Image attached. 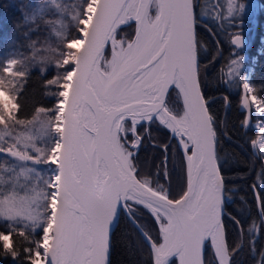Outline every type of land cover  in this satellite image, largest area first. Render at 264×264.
<instances>
[{
    "label": "trees",
    "instance_id": "1",
    "mask_svg": "<svg viewBox=\"0 0 264 264\" xmlns=\"http://www.w3.org/2000/svg\"><path fill=\"white\" fill-rule=\"evenodd\" d=\"M206 2L207 0H201L202 4ZM257 2L254 23L248 19H237L235 26L225 21L222 28H217V22L212 19H205V9L198 11V23L211 26L219 38L217 44L202 27L199 29L203 40L201 64L215 58V63L207 68L201 67L200 73L205 94L210 100V110L216 117L218 159L226 185L224 225L230 264H262L261 252H264V222L257 211L251 188L264 158L258 153L254 154L249 143L250 138L257 135L256 129L253 126L241 127V122L245 119L240 105L242 86L232 83L228 77L232 58L230 39L237 35L243 36L248 39L246 48L236 49L238 56L247 55L242 75L247 76L256 93L264 97V0ZM88 3L89 0H0V79L7 86L11 84L12 76H5L3 69L12 65L13 75L17 78L15 89L10 91L19 95L20 104L18 120H8L6 124L0 125L8 128L13 135L6 139L3 146L15 143L14 136L27 129L30 121L39 114L38 109L59 111L55 104L59 99V84L66 75L63 61L69 50L65 45L82 38L80 21L85 18ZM134 33L135 25L131 24L119 30L118 38L124 35L132 39ZM106 56H109V51ZM250 69L254 71H249ZM224 96L229 97L230 103L222 98ZM179 101L177 92L171 91L167 102L171 111L181 112L182 104ZM252 121L254 122L253 117ZM127 126H130L129 121ZM137 129L142 137V144L133 157L138 178L159 191L167 192L172 200L179 199L185 192L187 176L184 156L177 141L157 120L139 125ZM52 134L54 135L53 132ZM132 138L131 132L127 134V140L131 141ZM164 144L168 145L167 153L162 150ZM165 155L168 157L166 167ZM8 162V156L1 154L0 170ZM40 170L45 174L47 190L46 197L34 216L28 219L0 218V230L11 226L13 238L21 246V242L29 238L38 241L42 230L52 218L49 204L55 189L49 185L57 175V165L42 162ZM260 175L261 180H264V173L261 172ZM132 206L135 219L159 244L161 234L152 214L142 206ZM20 231L25 235H19ZM252 241L255 244V254L251 251ZM0 264H13V260L10 256H0ZM111 264H153L150 247L124 212L121 213L113 235ZM170 264H177L176 259ZM205 264H217L209 244L206 246Z\"/></svg>",
    "mask_w": 264,
    "mask_h": 264
},
{
    "label": "water",
    "instance_id": "2",
    "mask_svg": "<svg viewBox=\"0 0 264 264\" xmlns=\"http://www.w3.org/2000/svg\"><path fill=\"white\" fill-rule=\"evenodd\" d=\"M132 1L135 10L143 2L100 0L99 11L89 28L87 42L79 53L81 61L87 57L90 62L93 75L89 84L92 87L99 90L100 83L111 78L115 81L114 86L127 83L129 90L123 93V103L111 107L101 119L93 114L95 110L90 112L84 104L80 107L75 105V99L84 87L81 75L77 73L72 96L61 119L65 131L59 137L63 150L57 166V175L61 176V180L55 189L59 192L57 199L60 202L57 205V226L64 225L73 240L84 242L111 229L108 256L111 264L113 235L122 212L135 225L149 247L154 241L133 216L131 209L132 204H135L147 209L159 226L161 242L157 244L154 241L150 248L153 260L155 249L164 247L165 237H168L175 243L177 250L166 257L165 264H170L173 259H176L177 264H182L181 255L184 256L183 264H205L207 244L210 245L217 264H229L231 257L224 225L226 188L224 178L221 180V168L217 170L219 159L216 135L214 148L213 136L211 132H206V139L201 141L195 157L187 158V185L179 199L172 200L167 192L157 190L137 176L133 157L138 151L134 145H138L139 150L142 143L137 127L154 120L159 122L157 97L163 99V94L168 91L159 68L175 37L173 25L167 19L168 10L164 7L167 0H155L156 16L152 22L149 11L154 0H150L149 8L145 10L149 24L146 26L142 45L123 63L112 61V69L107 73L103 68L105 53L109 45L113 47L116 43L120 28L135 23V35L128 46L137 39L138 22L122 20ZM170 33H173L172 40L169 39ZM232 40L242 44L237 50L245 49L248 44V39L243 36H234ZM183 112L182 105L181 115L175 116L180 117ZM154 115L157 118H152ZM128 121L137 139L131 145L135 148L132 159L121 147V136H124L125 123ZM163 127L168 130L166 126ZM171 137L173 138L172 134ZM175 140L180 149L181 144L192 143L179 133ZM183 156L186 165L184 153ZM222 195L225 201L223 216ZM172 201L181 202L173 204ZM260 217L264 219L261 215ZM156 264H159V260Z\"/></svg>",
    "mask_w": 264,
    "mask_h": 264
},
{
    "label": "snow or ice",
    "instance_id": "3",
    "mask_svg": "<svg viewBox=\"0 0 264 264\" xmlns=\"http://www.w3.org/2000/svg\"><path fill=\"white\" fill-rule=\"evenodd\" d=\"M235 0H207L206 3H201V0H167L164 7L168 10L167 19L171 21L174 28V42L164 56L159 72L163 77L164 83L167 85L168 91L163 94V99L157 97L159 108V123L161 126H166L169 132L175 139L179 133L182 138L187 137L191 140V145L181 144V151L187 158L195 157L197 148L201 141L206 139V132H211L213 136V148L215 146V114L210 110V100L205 94L204 86L201 81L200 68H207L215 63V58L210 59L206 64H201L200 53L203 43L199 29L202 27L208 35L214 38V41L219 44V38L216 31L207 24L198 23L200 16L198 11L205 9V19H212L216 23L217 28H222L225 21L231 26H235L237 18L233 15ZM225 4L227 7L225 8ZM100 0H89L88 6L85 8V18L80 21V36L82 39L69 41L65 47L69 50L64 57L63 69L66 75L63 77V82L59 84L60 92L59 99L56 101L55 107L57 112V123L54 125V130L60 133L65 131L64 123L61 117L64 116L65 110L68 107L69 98L72 96L74 86L73 82L79 72L84 87L80 90L75 99V105L80 107L84 104L99 118H103L109 109L117 104L123 103V93L128 91L127 83L114 86L115 81L111 78L107 82H101L99 90L89 84V79L92 77L91 66L88 58L81 61L79 53L83 51V45L87 42L89 36V28L92 26L93 20L96 18L99 11ZM257 5L253 4V8ZM234 35V34H233ZM169 39H173V33H170ZM232 46L230 71L228 75L232 78V83H239L242 86L243 92L241 95V109L244 112L245 119L241 122L242 128L253 126L256 129L257 135L250 138V146L254 154H259L264 158V97L259 96L256 90L251 85L247 76L242 75L243 56H238L236 49L242 47L240 41L230 39ZM222 54V49H220ZM218 58V57H216ZM82 65V66H81ZM81 66V67H78ZM249 71H254L250 69ZM5 76H12L13 67L9 65L3 69ZM16 75H22L15 73ZM176 91L180 97V103L184 106L183 115L176 117L171 112L167 105L169 92ZM228 103L230 99L227 96L222 97ZM19 95H14L5 85L3 79H0V125H4L8 120H18L20 109ZM44 109H38L43 111ZM253 113L256 115V120L253 123ZM152 118H157L154 115ZM142 139V137H141ZM138 151V145H134ZM189 147L191 152H189ZM63 145L57 142L52 149L51 155L48 156L47 162L59 166ZM162 150L167 153L168 145L164 144ZM16 155L11 148L0 149ZM133 154H129L131 157ZM168 157L164 156L165 167ZM220 164L217 161V170L219 171ZM261 172H264V162L261 164L260 170L257 171L256 180L251 185L253 195L257 205L258 213L264 217V180H261ZM167 178V177H166ZM223 177L221 176V180ZM61 180L60 175L53 177L52 184L49 187L57 189ZM58 190L54 191L51 197L49 208L51 209L52 218L48 225L42 230L40 239L33 241L27 239L22 241V245L17 244L14 240V231L11 226L6 230H0V256H10L13 264H109L108 256L110 254V240L112 230L107 233H100L94 239L88 241H75L71 237V233L64 225L57 226V205L60 203L57 199ZM186 198V196L184 197ZM181 201H172L173 204ZM224 197L221 196V215L223 216ZM239 224V221H236ZM222 223V220H221ZM55 229V231H54ZM24 236L25 233H18ZM259 234L257 229V235ZM150 243V248L152 244ZM177 250V246L168 237H165L164 247L155 249L153 264L159 260V264H165L166 257ZM252 254H255V244L252 241ZM183 264L184 256L181 255ZM261 261L264 264V252H261ZM230 264V258H229Z\"/></svg>",
    "mask_w": 264,
    "mask_h": 264
},
{
    "label": "rangeland",
    "instance_id": "4",
    "mask_svg": "<svg viewBox=\"0 0 264 264\" xmlns=\"http://www.w3.org/2000/svg\"><path fill=\"white\" fill-rule=\"evenodd\" d=\"M224 2L225 0H221V3ZM257 3V0H235L233 15L237 19H248L251 22H255L258 9ZM253 4L257 6L253 8ZM226 7L227 5L225 4V8ZM155 16L156 2L154 0L149 11V19L151 22L154 21ZM131 24L135 25V23ZM133 37L132 39H128L126 36L122 35L118 38L117 33L116 43L113 44V47L110 45L108 46L106 53L109 51V56H106L105 53V58L103 60V68L107 73L112 69L113 56L116 51L122 50L124 52L128 44L133 41ZM240 56L244 57L243 70L247 55L241 54ZM229 71L230 67L228 73ZM228 77L232 80L229 75ZM16 78L17 77L14 75L10 77L11 84L8 86L6 85L9 90L15 89ZM51 111L52 109L48 112L39 111V114L30 121L25 131L17 135L14 134L16 141L10 146H3V144L8 137H12L13 135L8 131V128L0 126V149L11 148L12 151L16 153V155H13L7 151H0V155H7L10 159V162L5 164L3 169L0 170V218H31L37 212L39 205L43 203L46 197L47 180L45 179V174L40 170V165L42 162H47V155L51 153L52 149L56 146V142H58V137H60V134L54 130V125L57 123L58 111ZM172 112L179 116L182 110L179 113ZM252 117L255 122L256 115L254 113ZM48 118L52 119L48 120ZM131 144H133V142H131ZM131 144L124 142L121 136V147L126 154H134L135 148L131 147ZM132 156L133 155H131V159Z\"/></svg>",
    "mask_w": 264,
    "mask_h": 264
},
{
    "label": "bare ground",
    "instance_id": "5",
    "mask_svg": "<svg viewBox=\"0 0 264 264\" xmlns=\"http://www.w3.org/2000/svg\"><path fill=\"white\" fill-rule=\"evenodd\" d=\"M149 3H150V0H143L142 5L137 10H135L133 1L130 2L128 6L129 8L126 11V13H124L122 20L123 22L136 20L139 25L138 36H137L136 41L133 44H130L125 49L124 52L122 50L116 51V54L113 59L114 63H118L119 61H120L119 62L120 64L123 63L125 60L133 56V53L136 51V49L139 48L140 45H142V39L145 35V29H146V26L149 24L148 15H147V12L145 11L149 8ZM225 188H226V185H225ZM261 221L264 222V219H261Z\"/></svg>",
    "mask_w": 264,
    "mask_h": 264
},
{
    "label": "flooded vegetation",
    "instance_id": "6",
    "mask_svg": "<svg viewBox=\"0 0 264 264\" xmlns=\"http://www.w3.org/2000/svg\"><path fill=\"white\" fill-rule=\"evenodd\" d=\"M125 133H124V136H122V138H123V140H124V142H127L128 144H131V142H133V144L134 143H136L137 142V139H136V137H135V135L133 134V131H132V125H131V123H130V126L128 127L127 126V122L125 123ZM130 132L132 133V139H131V141H129V140H127V134H130ZM137 132H138V129H137ZM139 135V134H138ZM140 136V135H139ZM142 144V143H141ZM132 145V144H131ZM141 146V145H140Z\"/></svg>",
    "mask_w": 264,
    "mask_h": 264
}]
</instances>
